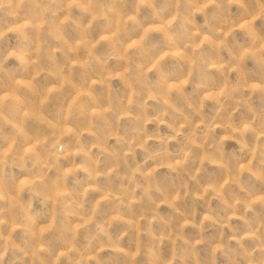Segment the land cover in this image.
Returning <instances> with one entry per match:
<instances>
[{
    "label": "rangeland",
    "instance_id": "374dc122",
    "mask_svg": "<svg viewBox=\"0 0 264 264\" xmlns=\"http://www.w3.org/2000/svg\"><path fill=\"white\" fill-rule=\"evenodd\" d=\"M0 264H264V0H0Z\"/></svg>",
    "mask_w": 264,
    "mask_h": 264
}]
</instances>
